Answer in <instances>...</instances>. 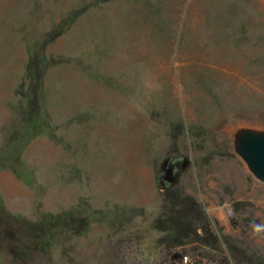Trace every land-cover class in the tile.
<instances>
[{
  "label": "rangeland",
  "instance_id": "obj_1",
  "mask_svg": "<svg viewBox=\"0 0 264 264\" xmlns=\"http://www.w3.org/2000/svg\"><path fill=\"white\" fill-rule=\"evenodd\" d=\"M251 135L264 0H0V264L264 257ZM169 158L188 165L160 186ZM175 195L200 205L219 251L158 246Z\"/></svg>",
  "mask_w": 264,
  "mask_h": 264
},
{
  "label": "trees",
  "instance_id": "obj_2",
  "mask_svg": "<svg viewBox=\"0 0 264 264\" xmlns=\"http://www.w3.org/2000/svg\"><path fill=\"white\" fill-rule=\"evenodd\" d=\"M57 31H60V34L64 29L59 28ZM166 202L167 203L162 207L161 217L156 222V229L162 234L158 241L159 247L171 251L185 246L192 247L193 244H200V242L203 245H207V243H205L206 239L204 238L208 237V240H212L209 242L212 245V249L219 251L220 241L216 235H213L209 220L195 199L187 196L180 197L179 195H175L167 199ZM195 223L199 225L197 229H200L201 232L204 233L205 236L202 237L204 240L200 239V235L195 228ZM36 229L37 228L31 226L32 232ZM43 232L46 233V229H44ZM215 244L218 246L214 247ZM191 252L198 257H207V254H204V250L200 247L191 248ZM233 260L234 263L229 262L227 264H264V257L256 254L248 255L246 260H240L238 258H234ZM212 263L219 264L216 262ZM223 263L224 261L220 262V264ZM163 264H167V262H163Z\"/></svg>",
  "mask_w": 264,
  "mask_h": 264
},
{
  "label": "water",
  "instance_id": "obj_3",
  "mask_svg": "<svg viewBox=\"0 0 264 264\" xmlns=\"http://www.w3.org/2000/svg\"><path fill=\"white\" fill-rule=\"evenodd\" d=\"M242 157L253 173L264 181V136H248L242 144ZM185 160V164L174 176H171V170L168 169L170 159L164 160L159 167V185L163 186L165 183L168 186L174 185L188 165V160Z\"/></svg>",
  "mask_w": 264,
  "mask_h": 264
},
{
  "label": "flooded vegetation",
  "instance_id": "obj_4",
  "mask_svg": "<svg viewBox=\"0 0 264 264\" xmlns=\"http://www.w3.org/2000/svg\"><path fill=\"white\" fill-rule=\"evenodd\" d=\"M169 165L168 169L171 170V176H174L179 169L182 168V166L185 164L186 160L183 158L182 160H176L174 158H169ZM166 186H168L167 183H165Z\"/></svg>",
  "mask_w": 264,
  "mask_h": 264
},
{
  "label": "built area",
  "instance_id": "obj_5",
  "mask_svg": "<svg viewBox=\"0 0 264 264\" xmlns=\"http://www.w3.org/2000/svg\"><path fill=\"white\" fill-rule=\"evenodd\" d=\"M176 264H214V263L208 261H198L184 254L179 257Z\"/></svg>",
  "mask_w": 264,
  "mask_h": 264
}]
</instances>
